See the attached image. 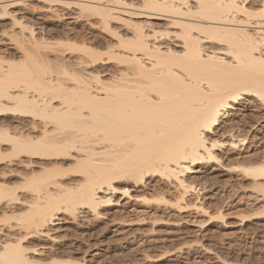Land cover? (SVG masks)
Wrapping results in <instances>:
<instances>
[{
	"label": "bare ground",
	"instance_id": "obj_1",
	"mask_svg": "<svg viewBox=\"0 0 264 264\" xmlns=\"http://www.w3.org/2000/svg\"><path fill=\"white\" fill-rule=\"evenodd\" d=\"M4 19L0 264H89L107 218L223 219L202 192L228 152L264 216V0H0ZM118 197L143 211L109 220Z\"/></svg>",
	"mask_w": 264,
	"mask_h": 264
},
{
	"label": "rangeland",
	"instance_id": "obj_2",
	"mask_svg": "<svg viewBox=\"0 0 264 264\" xmlns=\"http://www.w3.org/2000/svg\"><path fill=\"white\" fill-rule=\"evenodd\" d=\"M167 20L166 16H161L153 22L157 23L158 27L169 28ZM8 21L9 19L0 20V49L4 50L10 48V43L1 28L8 26ZM238 154L224 153L226 161L223 167L213 164L204 169L209 173V177L203 178L206 182L204 188L207 189L202 193L212 206L218 203L217 206L223 207V219L187 210L183 214L173 215L171 219L164 218L153 223L147 218L149 216L143 211V207L135 204V199L128 201L127 198L118 197L119 204L110 208L109 220L116 218L114 215H126L125 219L130 220L134 214L129 212L134 210L143 211L145 216L139 221L118 224L119 226H109L108 223L109 228L105 224L108 218L97 221L99 224L96 222L95 225L101 226L94 239L102 242L91 250L87 249V243L80 244L79 248L82 249L76 250L74 257L81 259L85 256L89 264H264V216L248 217L250 214L246 213L250 206L251 210L253 207L255 210L261 204L246 206L245 202L239 201V196L250 194L251 190L236 189L234 177L238 174L227 171V164L243 161L242 155ZM194 176L200 178V174L192 175ZM194 196L190 199L195 200L198 197L197 194ZM243 209L247 211L244 212ZM101 227H106V230ZM55 232L57 231L51 234L55 236ZM42 239H31L28 243L31 247L36 245L37 249L42 251V244H51L50 240Z\"/></svg>",
	"mask_w": 264,
	"mask_h": 264
}]
</instances>
